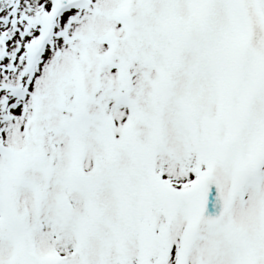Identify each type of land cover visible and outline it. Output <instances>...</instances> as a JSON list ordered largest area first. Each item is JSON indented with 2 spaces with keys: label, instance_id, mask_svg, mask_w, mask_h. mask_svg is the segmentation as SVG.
I'll return each instance as SVG.
<instances>
[{
  "label": "snow or ice",
  "instance_id": "obj_1",
  "mask_svg": "<svg viewBox=\"0 0 264 264\" xmlns=\"http://www.w3.org/2000/svg\"><path fill=\"white\" fill-rule=\"evenodd\" d=\"M0 264H264V0H0Z\"/></svg>",
  "mask_w": 264,
  "mask_h": 264
}]
</instances>
